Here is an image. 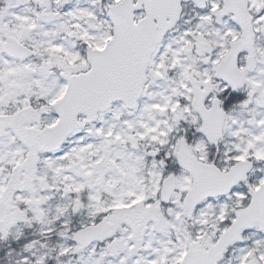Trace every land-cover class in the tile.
Listing matches in <instances>:
<instances>
[{"label": "snow or ice", "instance_id": "snow-or-ice-1", "mask_svg": "<svg viewBox=\"0 0 264 264\" xmlns=\"http://www.w3.org/2000/svg\"><path fill=\"white\" fill-rule=\"evenodd\" d=\"M0 264H264V0H0Z\"/></svg>", "mask_w": 264, "mask_h": 264}]
</instances>
